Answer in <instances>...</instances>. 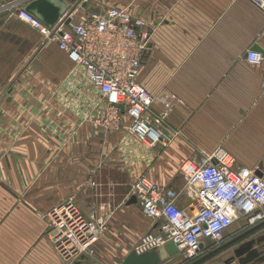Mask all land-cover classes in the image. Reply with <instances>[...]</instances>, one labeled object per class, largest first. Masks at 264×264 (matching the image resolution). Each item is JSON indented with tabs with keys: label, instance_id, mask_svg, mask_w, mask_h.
<instances>
[{
	"label": "crops",
	"instance_id": "0c3cea01",
	"mask_svg": "<svg viewBox=\"0 0 264 264\" xmlns=\"http://www.w3.org/2000/svg\"><path fill=\"white\" fill-rule=\"evenodd\" d=\"M87 2L97 11L127 8L145 20L149 49L138 81L151 94L154 113L164 108V98L174 99L166 126L177 135L166 146L148 148L128 130L127 118L115 130L103 128L101 97L64 52L46 44L55 48L42 50L44 65L30 83L37 92L25 94L22 102L14 100L13 109L7 107L10 119L22 115L45 127L23 129L26 137L38 140H26L23 151L12 149L7 155L14 174L16 168L24 170L12 185L31 187L19 194V203L15 194H0L5 200L0 208V264H64L38 213L69 199L85 215L109 217L93 254L83 256L81 264H108L105 257L121 264L141 235L157 230L154 220L142 215L130 185L145 176L175 190L177 205L193 213L196 195L186 185L181 165L218 147L233 157L236 170L259 171L264 177L261 70L245 60L247 50L264 48V0ZM57 50L72 80H63L57 58L48 60ZM242 220L241 227L233 224L226 230L221 244L206 241L193 261L186 262L178 252L159 264H242L234 250L249 240L254 241L251 250L264 255V224L244 235L263 221L251 226ZM255 260L243 264H264Z\"/></svg>",
	"mask_w": 264,
	"mask_h": 264
},
{
	"label": "built area",
	"instance_id": "2783aa9c",
	"mask_svg": "<svg viewBox=\"0 0 264 264\" xmlns=\"http://www.w3.org/2000/svg\"><path fill=\"white\" fill-rule=\"evenodd\" d=\"M82 1L87 2L71 1L52 27L45 26L20 2L11 3V7L16 8L18 19L40 34L43 45L55 44L81 70L83 79L101 97L103 128L115 130L127 118L128 130L146 147L168 145L177 135L168 133L166 126L174 99L164 98V108L154 113L153 98L138 81L143 56L149 49L145 20L118 6L88 11L81 6ZM245 60L260 68L264 90V48L247 50ZM181 172L196 195L193 213L177 205L175 190L145 176L133 182L130 191L142 215L157 226L155 232L139 237L132 249L135 253L172 242L186 262L193 261L206 241L224 242L226 230L237 220L245 218L251 226L264 221V177L255 171L236 170L233 157L223 148L184 161ZM46 216L50 242L64 261L93 254L109 218L95 214L86 218L71 202L56 205Z\"/></svg>",
	"mask_w": 264,
	"mask_h": 264
},
{
	"label": "rangeland",
	"instance_id": "374dc122",
	"mask_svg": "<svg viewBox=\"0 0 264 264\" xmlns=\"http://www.w3.org/2000/svg\"><path fill=\"white\" fill-rule=\"evenodd\" d=\"M16 1L25 6L32 0H0V194H15L16 203H19L17 200L20 198L18 197L19 194L23 193L28 187L30 188L31 186L25 185L23 189V186L21 185H12L14 179L18 180L23 178L22 173L24 170L21 167L16 168L15 174L13 173V168H11L10 163L7 162L8 152L12 149L15 151H23L24 145L29 139L36 141L38 140L37 136L26 137L23 133V129L27 128L26 131L30 129L38 130L39 128L45 126L42 125V122H39L37 119L29 120L22 115L16 116L15 120L10 119L12 114L8 115L7 107L10 104L11 109H13L12 104L14 100H19L22 102L23 96H25V94L26 97H28L30 92H34V94L37 92V90L34 88H30V83L32 81H36L39 76V66L44 65L42 50L54 49L55 47L53 45H43L40 34L31 29L25 22L21 21L15 16L16 8L11 7V3ZM60 53L61 52L57 50L56 56L54 55L55 52L53 51V55L51 58L48 56V60H53V57L55 59L57 58L58 60L56 61L60 62V64L63 66V80H72L73 78L68 77L69 75L66 73L68 70L66 63H62V60L60 57H58ZM74 67L77 68L75 65ZM48 71L53 72L54 69L49 68ZM72 72L73 70H71L69 73ZM22 83H27L26 88L22 86ZM49 122L50 121H47L48 125H50ZM42 139L44 140V138ZM65 202L73 203L79 212L86 218H89L95 214L92 213L90 215H85L77 206L76 202L72 199L58 202L53 207ZM4 204L5 200H1L0 198V208ZM50 209L38 213V216L45 222L46 236L49 242L50 223L46 214ZM244 223L245 220L239 219L234 222V227H241ZM232 230L233 229H231V231ZM50 244L53 248L54 246L51 242ZM54 252L61 259L55 250ZM83 256L90 257V253H84L83 255L77 256L72 261L61 260L64 264H73V262L76 260H82ZM111 260L113 259L109 257L104 258V261H106L108 264H113Z\"/></svg>",
	"mask_w": 264,
	"mask_h": 264
},
{
	"label": "water",
	"instance_id": "95a60500",
	"mask_svg": "<svg viewBox=\"0 0 264 264\" xmlns=\"http://www.w3.org/2000/svg\"><path fill=\"white\" fill-rule=\"evenodd\" d=\"M73 0H32L25 5V9L38 18L45 26L52 27L62 14L68 9L70 2ZM81 6L89 11H96L90 7L88 2L82 1ZM252 49L261 50L259 47ZM257 175L262 176V173L257 171ZM135 200V198H132ZM264 224V221L248 230L244 235L252 232L257 227ZM253 240H249L243 243L239 248L234 250L235 256L240 258V262L247 263L252 259H256V262L264 260V255L259 256L255 250H251ZM178 249L172 242L166 243L163 247L156 250H151L141 254L130 251L127 256L122 260L121 264H159L162 261L167 260L171 255L177 254ZM243 254H246L244 258H241ZM193 262L192 264H195ZM73 264H81L79 260L73 262Z\"/></svg>",
	"mask_w": 264,
	"mask_h": 264
}]
</instances>
